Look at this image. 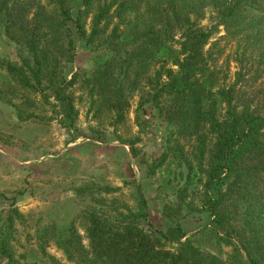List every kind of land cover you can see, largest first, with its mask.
I'll use <instances>...</instances> for the list:
<instances>
[{"label":"trees","instance_id":"1","mask_svg":"<svg viewBox=\"0 0 264 264\" xmlns=\"http://www.w3.org/2000/svg\"><path fill=\"white\" fill-rule=\"evenodd\" d=\"M206 9L213 22L204 28ZM69 23L92 53V67L67 77L74 58ZM218 26L234 43L230 82L229 60L219 65L220 48L211 50L216 41L204 48ZM0 28L19 60L0 57L6 80L0 97L10 102L13 84L44 103L51 97L59 125L76 131L70 88L78 84L87 89L88 111L97 104L92 114L105 110L114 126L124 120L127 96L142 77L146 88L137 107L164 124L161 151L136 148L145 120L136 112L137 133L123 142L145 177L168 158L175 164L173 199L161 207L165 227L149 221L135 180L126 182L134 208L105 202L120 186L85 183L70 188L88 199L80 211L83 237L71 216L50 219L35 230L42 257L50 240L70 264H264V0H0ZM27 101L12 106L18 120L37 117L24 112ZM187 215L196 230L182 228ZM18 217L13 206L0 216L4 264H20L9 244ZM207 237L229 249L225 257L202 246Z\"/></svg>","mask_w":264,"mask_h":264},{"label":"rangeland","instance_id":"2","mask_svg":"<svg viewBox=\"0 0 264 264\" xmlns=\"http://www.w3.org/2000/svg\"><path fill=\"white\" fill-rule=\"evenodd\" d=\"M38 1L44 4L47 0ZM76 6L77 3H73V8ZM212 22L213 13L206 9L199 25L205 28ZM70 28L74 58L70 68L65 70L67 77L74 70L89 71L92 67V53L76 36L71 24ZM174 38L176 39L177 35ZM214 41L216 44L211 46V50L218 47L221 51L217 58L218 64L221 65L225 59L229 60L227 81L230 82L235 64L230 61L229 54L234 43L224 36L222 26L217 27V31L208 39L204 48L210 47ZM20 52L25 55V52ZM0 57L12 63H19L16 45L3 35L1 28ZM5 83V75L0 71V85ZM249 84L246 83L244 88L252 89L257 82ZM13 86L10 90L15 95L12 93L11 97L8 96L10 102L6 97H0V216L9 206H13L19 214V217L13 220L12 238L9 243L18 263L70 264L50 240L45 247L48 257H42L37 248L35 230L50 219H60L69 215L83 237L85 225L82 223L80 211L88 199L74 196L70 188L85 183L120 186L119 191L105 196V202L108 206L109 202H112L113 206L125 204L134 208V189L126 182L135 180L140 184L145 196L149 221L160 228L166 226L161 215V207L173 199L169 181L175 168L174 161L168 158L155 170L152 177H145L144 165L138 161V157L130 155L127 144L123 142L137 133L134 123L136 112L145 119L139 132L140 140L135 144L136 148L140 153L152 155H157L161 151L164 124L158 119L150 118L137 107L139 97L146 88L142 77L138 80L136 89L127 96L128 110L124 120L114 126L110 125L111 117L105 110L96 115L92 114L97 104L88 111L86 87L73 85L70 91L77 110L76 131H68L59 125L57 122L59 113L55 112L57 108H53L51 97L44 103L38 94L20 89L14 84ZM23 98L28 99L24 105L26 107L24 112H32L37 115L36 118L27 120L16 118L12 106ZM143 107L145 110L149 108L148 104ZM92 130L102 132L105 139L103 141L93 139ZM72 134L76 138H71ZM185 218L181 224L182 228L187 232L196 230L194 219L189 215ZM202 246L222 258L229 251L227 247L213 242L208 237L202 242ZM0 264H4L1 259Z\"/></svg>","mask_w":264,"mask_h":264}]
</instances>
